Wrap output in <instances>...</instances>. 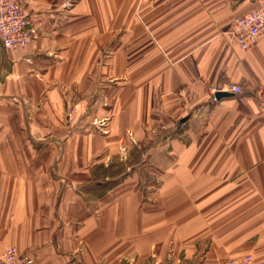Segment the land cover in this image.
<instances>
[{"label": "crops", "instance_id": "crops-1", "mask_svg": "<svg viewBox=\"0 0 264 264\" xmlns=\"http://www.w3.org/2000/svg\"><path fill=\"white\" fill-rule=\"evenodd\" d=\"M263 2L27 0L38 37L0 40V254L264 260V35L232 34ZM219 81L244 93L213 100Z\"/></svg>", "mask_w": 264, "mask_h": 264}, {"label": "built area", "instance_id": "built-area-1", "mask_svg": "<svg viewBox=\"0 0 264 264\" xmlns=\"http://www.w3.org/2000/svg\"><path fill=\"white\" fill-rule=\"evenodd\" d=\"M232 34L243 49H249L259 42L264 35V2L255 10L238 16L233 24ZM39 31L33 23V15L27 0H0V40L7 49L24 48L29 45ZM244 93V87L234 82H217L210 88L211 98L216 100V93ZM66 115L71 120L75 113V102L65 90ZM105 125V121L97 122V126ZM185 124L167 123L160 125L161 132L184 129ZM106 132V131H102ZM129 135H132L131 132ZM33 259L27 252L11 247L0 254V264H32ZM219 264H264L257 261L253 254L238 258H230Z\"/></svg>", "mask_w": 264, "mask_h": 264}, {"label": "water", "instance_id": "water-1", "mask_svg": "<svg viewBox=\"0 0 264 264\" xmlns=\"http://www.w3.org/2000/svg\"><path fill=\"white\" fill-rule=\"evenodd\" d=\"M232 94L233 93H230V92H218V93H216V99L220 100L221 98L230 96Z\"/></svg>", "mask_w": 264, "mask_h": 264}, {"label": "rangeland", "instance_id": "rangeland-1", "mask_svg": "<svg viewBox=\"0 0 264 264\" xmlns=\"http://www.w3.org/2000/svg\"><path fill=\"white\" fill-rule=\"evenodd\" d=\"M75 113H76V105H75ZM75 113H74L73 117L75 116ZM66 117H67V119L70 121V119L68 118L67 115H66ZM73 117L71 118L72 120H73ZM169 132H170V131H169ZM173 132H174V131H173ZM162 133H164V132H162ZM175 133H177V131H176ZM123 169H124V167H121V168L119 169V171H123Z\"/></svg>", "mask_w": 264, "mask_h": 264}, {"label": "trees", "instance_id": "trees-1", "mask_svg": "<svg viewBox=\"0 0 264 264\" xmlns=\"http://www.w3.org/2000/svg\"><path fill=\"white\" fill-rule=\"evenodd\" d=\"M109 184H112V183H109Z\"/></svg>", "mask_w": 264, "mask_h": 264}]
</instances>
